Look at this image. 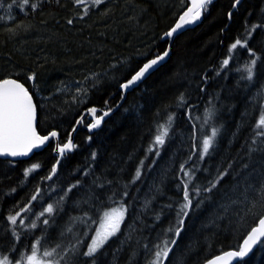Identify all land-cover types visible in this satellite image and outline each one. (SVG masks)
Masks as SVG:
<instances>
[{
	"label": "trees",
	"instance_id": "obj_1",
	"mask_svg": "<svg viewBox=\"0 0 264 264\" xmlns=\"http://www.w3.org/2000/svg\"><path fill=\"white\" fill-rule=\"evenodd\" d=\"M31 2L38 4L35 11L21 10L19 3L9 9L11 0H0V78L11 76L25 83L38 105L39 132L46 135L58 130L61 143L67 142L86 109H112L121 101L120 85L168 48L170 40L164 34L189 5V0H160L158 4L105 0L89 7L81 19L84 5L77 7L73 0ZM234 3L212 0L203 21L176 37L168 62L131 91L93 133L86 117L75 135L77 147L61 160L51 180L45 178L59 159L54 140L29 159L0 158V253L9 255L15 264L21 254H30L31 245L42 236V251L57 243H74L72 233L61 236V232L70 217L87 213L97 223L74 227L83 244L72 264H92L93 258L82 255L92 230L105 211L121 204L127 208L121 232L96 254V264H148L151 253L144 245L152 248L164 238L177 240L165 264H204L242 242L254 221L244 204L232 200L246 183H264V138L252 143L256 121L264 110V28L257 29L248 42L260 57L252 81L241 79L246 73L238 71L250 59L246 49L238 48L230 64L219 75L217 71L231 43L243 36L245 25L264 23V0H243L235 10ZM32 73L36 74L35 87L27 80ZM91 74H98L95 86L92 79L85 82ZM77 81L85 82L89 90L86 97L74 100ZM65 85L70 86L68 91H58ZM181 94L186 100L183 106L178 104ZM206 109L214 113L207 123ZM173 114L169 136L156 156L148 149L157 126ZM213 127L219 129L218 135L200 161V143ZM36 163L41 167L26 178L24 170ZM181 164L196 169L193 185L201 192L193 196L192 209L176 238L167 229L177 226L183 203ZM138 168L142 174L131 183ZM220 173L226 175L217 187L203 191ZM77 181L79 185L48 226L37 221L38 228L25 230L18 223L19 240L13 236L8 215L31 207L30 213L21 212L28 224L48 204L55 207ZM38 187L40 198L32 201ZM241 264H264V245Z\"/></svg>",
	"mask_w": 264,
	"mask_h": 264
},
{
	"label": "snow or ice",
	"instance_id": "obj_2",
	"mask_svg": "<svg viewBox=\"0 0 264 264\" xmlns=\"http://www.w3.org/2000/svg\"><path fill=\"white\" fill-rule=\"evenodd\" d=\"M105 0H91L90 4L87 0H73L75 6L80 7L84 5L82 11L83 15L80 16L81 19L88 14L89 7H98L100 4L104 3ZM19 3L21 10L30 8L35 11L38 7L37 3L31 2V0H11L8 4V8L11 9L14 5ZM212 3V0H190V6L179 16V19L175 26L171 28L168 32L164 34V37H172L174 33H177L179 29H182L185 25H190L200 20L202 13L207 11L208 5ZM240 3V0H235L232 5L235 8ZM2 7V5H0ZM232 13L229 12L228 16L231 18ZM0 19H3L0 17ZM11 19V17H9ZM68 23L71 24L73 21L70 19ZM264 28V23H257L252 25H245V32L242 37H237L233 43L229 46L228 55L221 62V68L217 71L219 75L220 71L226 68L230 61L234 58V54L238 48L246 49L250 59L245 62L243 69H238V71H243L246 76H242L241 79H247L252 81L255 76V70L257 61L260 57L253 51L252 48L248 47V42L251 40L253 33L257 29ZM169 50L166 49L162 54H158L154 59H151L143 64L134 75L131 76L125 83L121 84L120 87L123 90H128L131 86L137 84L141 81L146 74L150 73L154 69V66L158 65L161 61L169 55ZM98 74H91V76L85 78V82L88 79H92L93 86H95V77ZM28 81L33 82V87H35L36 74L32 73L27 77ZM85 82L77 81L76 95L73 97H86L88 93V87L84 86ZM70 86L65 85L63 88L58 89V91H68ZM186 103L185 97L181 94L178 97V104L183 106ZM37 110L38 105L34 100V93L25 86L24 82L19 79L13 78L11 76L7 78H0V156H10V157H25L33 150L41 149L50 139L58 138L59 134L57 131H51L47 135H40L37 131ZM112 111L111 108L101 111V114L97 116V109L95 107L89 108L83 113L80 118L76 121L77 125L82 124L84 119L87 117L90 119V123L87 125L89 130L98 128L104 118L109 115ZM214 115V113L206 109L205 110V123ZM191 119V116H190ZM200 119V117H196ZM174 123V114L167 117L166 123H161L157 126L156 135L152 141V145L149 147V152H154L156 156H159V147H162L166 138L169 136V131ZM195 127V125H194ZM75 131V129H73ZM219 129L213 127L211 129V135L206 136L202 139L200 147L198 149V158L203 161L204 158L209 154L210 149H212L215 139L218 135ZM257 138H264V110H261L259 118L256 121L254 128V138L253 145L257 143ZM90 139V138H89ZM264 143V139L261 140ZM77 145L72 142L71 136L68 137L67 142L61 144H56V151L60 159H57L56 165L51 169L50 174L45 178L51 180L53 176L57 173V166L61 163L66 154L72 152ZM255 151V149H251ZM196 153H194L195 155ZM92 159L96 157V153L93 152ZM191 159V157H189ZM144 161H141V167ZM187 163V162H185ZM41 165L39 163L32 164L29 168L24 170V176L27 178L31 173L39 169ZM196 169H186L185 164L180 165V172L182 173L181 185L183 193V203L180 204L179 210L177 212L178 222L175 228L167 229V232L174 234L176 238L180 236L183 230L184 220L189 215L193 205V196H199L201 189L193 185V180L195 176ZM87 175V173H85ZM141 169L136 170L135 176L131 183H135L141 176ZM226 173H220L217 179L210 182V186L203 189L205 192H211L217 187V184ZM79 181L72 184L70 187L64 191L63 195L60 197L59 201L56 202V206L53 204H48L46 208L43 209L36 219L32 220L30 223L25 224V219L22 217L21 212L30 213L31 207L23 208L20 212H16L14 215L10 214L7 220L10 225H12V234L19 240V234L16 232L17 224L25 230H34L39 227L37 221H40L43 225H49V219L54 215L58 208L61 207L62 203L69 196L74 188L79 185ZM111 183V182H109ZM190 185L192 190L190 192ZM103 187V184L100 185ZM15 191V189H13ZM127 191L124 192V196H127ZM40 198L39 187L36 190V194L32 195L31 200L36 201ZM199 203V202H198ZM233 204H244L246 213L250 215L254 221V224L250 226V230L246 231V235L243 237L242 242L236 245L234 248L224 252L221 255L215 256L214 258L207 261V264H241L245 257H247L255 247L264 245V183L258 185H253L251 183H246L240 188L239 197L232 200ZM259 209L260 211H254V209ZM225 211L228 207L225 206ZM127 208L123 204L119 207H113L109 211H105L98 221L99 226L93 231L89 242L86 245V251L82 253L85 257L93 258L92 264H96L94 257L98 252H100L107 242L112 238L117 236L121 232V226L124 223ZM42 217H46L41 220ZM97 223L93 221L87 213L83 216H73L70 217L69 225L61 232V236L67 233H72L75 242H69L67 246H62L57 243L54 247L43 248L42 251V240L45 237L37 239L30 247V254H21L20 258L15 261V264H72V257L79 255V248L83 244V240L79 239L80 233L74 232L73 229L77 223L88 225L89 223ZM83 236L88 237V232H84ZM166 236V233H165ZM177 244L176 239L164 238L158 243H155L152 248L148 245H144V248L151 253V259L148 260V264H165L169 259V254L173 251L174 246ZM12 251H15L13 248ZM71 254V255H69ZM0 264H14L13 260L9 255H4L0 253Z\"/></svg>",
	"mask_w": 264,
	"mask_h": 264
},
{
	"label": "water",
	"instance_id": "obj_3",
	"mask_svg": "<svg viewBox=\"0 0 264 264\" xmlns=\"http://www.w3.org/2000/svg\"><path fill=\"white\" fill-rule=\"evenodd\" d=\"M243 0H240V3L242 2ZM239 3V4H240ZM239 4L234 8V10L239 6ZM190 6V0H189V5H188V7ZM187 9V8H186ZM185 9V10H186ZM184 10V11H185ZM183 11V12H184ZM183 12L180 14V15H182L183 14ZM203 18H204V12L202 13V16H201V18H200V20H198V21H196L195 23H193V24H190V25H185L182 29H179L178 31H177V33H174L173 34V36L172 37H170L169 38V40H170V43H169V45H168V48L167 49H170L169 50V55L167 56V57H165V59L163 60V61H161L158 65H156V66H154V69L153 70H151L150 71V73H148V74H146L145 75V77L141 80V81H139V82H137V84H135V85H133V86H131L128 90H123L121 87H120V89H121V91H122V93H123V96H122V99H121V101L114 107V108H112V111L109 113V115L108 116H106L105 118H104V120L102 121V123H101V125L104 123V121L112 114V113H114L121 105H122V103L124 102V100L126 99V97H127V95L131 92V91H133L135 88H137L142 82H144L146 79H148L153 73H155L157 70H159L163 65H165L167 62H168V60H169V58H170V56H171V53H172V47H173V43H174V41H175V39H176V37L179 35V34H181V33H183V32H185V31H187V30H190V29H194V28H196L202 21H203ZM178 19H179V17H178ZM178 19L176 20V22L174 23V25L172 26V28L175 26V24L177 23V21H178ZM162 54V53H161ZM157 56V55H156ZM155 56V57H156ZM155 57H153V58H151V59H154ZM151 59H149V60H151ZM148 60V61H149ZM146 63V62H145ZM135 74V73H134ZM133 74V75H134ZM131 78V77H130ZM129 78V79H130ZM128 80V79H127ZM127 80H125L123 83H125ZM122 83V84H123ZM95 107V106H94ZM90 108H92V107H90ZM96 109H97V116H99L100 114H101V111H103V110H106V109H100L99 107H95ZM89 109V108H88ZM87 110V109H86ZM86 110L84 111V113L86 112ZM37 125H38V117H37ZM100 125V126H101ZM80 126H81V124H79V125H77V123H76V125H75V127H74V129H75V131H73L72 130V132H71V134H70V136H71V139H72V142L75 144V135H76V133L78 132V130H79V128H80ZM99 126V127H100ZM98 127V128H99ZM98 128H95V129H92V130H89L90 131V133H93L94 131H96ZM37 131H38V133L40 134V135H43V134H41L40 132H39V130H38V128H37ZM54 131H57L58 132V134H59V136H58V138H53V139H50L41 149H39V150H33V153H30L28 156H25V157H10V156H0V158H3V159H8V160H12V161H21V160H26V159H29L35 152H39V151H41V150H43L49 143H50V141L51 140H54L55 141V151H54V154L57 156V157H59L58 156V154H57V151H56V144L57 143H61L60 142V132L58 131V130H54ZM47 135V134H46ZM61 144H63V143H61ZM59 159H60V157H59ZM62 160V159H61ZM59 166V165H58ZM57 166V167H58ZM258 247V246H257ZM257 247H255L254 249H253V251L247 256V257H245L244 258V260L245 259H247V258H249L250 256H251V254L256 250V248ZM228 251V250H227ZM226 252V251H225ZM224 252H222V253H220V254H218V255H221V254H223ZM218 255H216V256H218ZM215 257V256H214ZM214 257H212V258H214ZM211 258V259H212ZM210 260V259H209ZM204 264H207V261L204 263ZM234 264H235V262H234Z\"/></svg>",
	"mask_w": 264,
	"mask_h": 264
},
{
	"label": "rangeland",
	"instance_id": "obj_4",
	"mask_svg": "<svg viewBox=\"0 0 264 264\" xmlns=\"http://www.w3.org/2000/svg\"><path fill=\"white\" fill-rule=\"evenodd\" d=\"M154 2H156L157 4L159 3L160 0H153ZM167 5V3L165 4ZM109 211V210H108ZM99 226V225H98Z\"/></svg>",
	"mask_w": 264,
	"mask_h": 264
}]
</instances>
